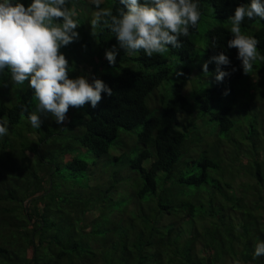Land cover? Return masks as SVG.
Here are the masks:
<instances>
[{"label":"trees","instance_id":"1","mask_svg":"<svg viewBox=\"0 0 264 264\" xmlns=\"http://www.w3.org/2000/svg\"><path fill=\"white\" fill-rule=\"evenodd\" d=\"M194 2L201 17L183 46L151 58L125 53L106 25L89 35L83 21V35L60 51L75 59L89 47L91 57L83 53L76 65L89 57L91 72L82 74L113 95L102 93L96 108L70 107L64 124L44 113L33 128V89L15 84L10 69L0 72V120L8 121L0 136V264H264L254 258L264 241V61L245 75L225 25L250 0ZM73 6L97 10L85 0H69ZM209 6L221 23L206 35L208 72L200 68L195 80V37ZM118 7L113 0L109 8ZM255 25L250 36L264 56V20L241 24ZM114 46L110 65L105 52ZM221 52L230 64L219 67L231 75L217 81L211 57ZM102 67L109 70L99 76Z\"/></svg>","mask_w":264,"mask_h":264},{"label":"clouds","instance_id":"2","mask_svg":"<svg viewBox=\"0 0 264 264\" xmlns=\"http://www.w3.org/2000/svg\"><path fill=\"white\" fill-rule=\"evenodd\" d=\"M93 4L97 11L90 22L92 35L101 24L106 25L125 53L143 50L150 58L154 53L164 54L169 46L181 48V38L189 35L190 28H195L201 17L194 0H118L116 14L110 8H102L101 0H93ZM76 15L69 0H32L27 7L12 0H0V72L10 69L15 84L27 81L33 89L38 101L35 111L28 115L33 128H40L41 114H51L57 124H64L70 107L79 109L90 104L96 108L102 93L113 95L112 89L100 79L89 82L85 75L74 79L69 76L72 69L60 49L79 39ZM257 17L264 20V0H250L237 6L229 18L232 38L227 46L237 49L245 75L252 72L256 60L264 61L257 51L259 41L241 32L245 18ZM116 55L115 46L106 50L105 58L110 65L116 63ZM211 61L217 65V81L231 75L219 67L230 64L223 52L211 57ZM203 71L207 74V62ZM7 124V119L0 120V136L7 135ZM260 256H264V241L255 245L254 258Z\"/></svg>","mask_w":264,"mask_h":264},{"label":"rangeland","instance_id":"3","mask_svg":"<svg viewBox=\"0 0 264 264\" xmlns=\"http://www.w3.org/2000/svg\"><path fill=\"white\" fill-rule=\"evenodd\" d=\"M88 2V4H92L93 3V0H85ZM112 1L113 0H101V4H105V7L106 8H109L111 7L112 5ZM74 7V6H73ZM104 7V8H105ZM97 11V10H96ZM96 11H87V10H84V11H79L80 13L76 12L77 15L76 17H74V19L77 20L79 26L77 29L80 28V26H82L83 24V21L85 23V27L87 29V32L88 34L90 35L92 33V28H91V24H90V20H92L94 18V14ZM81 16V17H80ZM80 17V19H79ZM79 19V20H78ZM221 22H219L218 20H216L214 18V9L212 7H208L207 8V12H206V15L205 17L203 18V20L201 21L200 25H199V33L196 35L195 37V42H196V48H195V54L197 55V59H196V68H195V71H194V79L197 80L199 78L198 76V73H200V68H203V65H204V55H205V52H206V48H207V45L209 43V38L206 37L208 31H210L213 27H215L217 24H220ZM225 25L228 26V28H231V22H225ZM255 28H258V25H255L253 28L249 29V30H246L244 29L242 26H241V32L242 34L244 35H251L252 32L255 30ZM76 29V30H77ZM83 33V32H82ZM97 33V29L95 30L94 34ZM80 34V33H79ZM80 35H83V34H80ZM253 37V35H252ZM72 45V43H71ZM96 46V49L100 50L102 49V46L99 44V42L97 41V45ZM78 47V46H77ZM64 47H62L61 49H63ZM89 47L86 46V48L84 47V45H81V52H78L80 54V57H76L75 55V59L74 57L71 55V58L69 57V55L65 56L66 59L69 61V65L71 66V69L72 71L69 73V76L70 78H76L78 76H81L83 75L82 73H86V74H90L91 72V69L88 67V63L87 61L90 59L89 57H91V54L88 52ZM89 54H87V52ZM83 53H86L87 56V59L85 60L84 63L80 64V65H76V62L79 60H81V56L83 55ZM133 54V53H132ZM75 64V65H74ZM257 65V64H261V60H256L254 62V65ZM88 67V68H86ZM86 68V69H85ZM108 68H104L102 67L101 71L99 72V76L102 74V73H106L108 72ZM86 76V75H85ZM88 78H90V76H88ZM262 76L261 75H258L255 77L254 80H258V79H261ZM194 87L193 84H191L188 89L186 90V92H190L192 90V88ZM190 97V95H188ZM191 102L194 104V100L193 98L191 99ZM130 135H132V137L136 140L137 139V132H132L130 133ZM130 145H132L131 143H129ZM82 157V156H81ZM87 160L91 161V157L88 156L86 158ZM50 163L51 161L49 160H46L45 161V165L46 166H49L50 167ZM42 171V169L40 170ZM39 171V172H40ZM41 174L42 172H40V177H41ZM21 178V177H19ZM25 182V180H23ZM240 181V180H239ZM23 183V182H22ZM48 184H54L55 186L59 185V183H57L56 180H52L51 182L49 181V178L47 179V185Z\"/></svg>","mask_w":264,"mask_h":264}]
</instances>
